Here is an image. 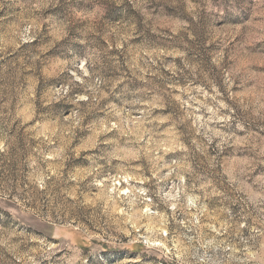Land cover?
Instances as JSON below:
<instances>
[{
  "label": "rangeland",
  "instance_id": "rangeland-1",
  "mask_svg": "<svg viewBox=\"0 0 264 264\" xmlns=\"http://www.w3.org/2000/svg\"><path fill=\"white\" fill-rule=\"evenodd\" d=\"M0 264H264V0H0Z\"/></svg>",
  "mask_w": 264,
  "mask_h": 264
}]
</instances>
